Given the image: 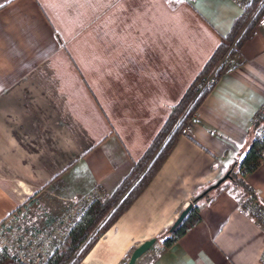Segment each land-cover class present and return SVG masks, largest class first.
<instances>
[{
    "label": "crops",
    "instance_id": "0c3cea01",
    "mask_svg": "<svg viewBox=\"0 0 264 264\" xmlns=\"http://www.w3.org/2000/svg\"><path fill=\"white\" fill-rule=\"evenodd\" d=\"M243 9L236 0H0V221L22 203L12 186H30L22 192L29 195L41 176L24 137L65 145L60 133L74 129L76 157L40 188L51 190L57 211L111 193ZM67 17L75 20L63 27ZM66 30L76 31V54ZM237 55L241 63L222 73L198 107L193 135L179 137L80 264H122L153 237L155 246L135 264L147 256V264H264V227L243 207L242 189L212 203L197 199L254 138L252 121L264 103V24ZM247 181L264 203V162ZM196 202L200 222L164 249L160 235Z\"/></svg>",
    "mask_w": 264,
    "mask_h": 264
},
{
    "label": "trees",
    "instance_id": "16d2710c",
    "mask_svg": "<svg viewBox=\"0 0 264 264\" xmlns=\"http://www.w3.org/2000/svg\"><path fill=\"white\" fill-rule=\"evenodd\" d=\"M242 11L231 23L232 26L228 33L222 35L221 41L212 56L196 74L197 76L190 85L186 87L187 89L178 99L179 101L171 105L161 128L142 155L134 160L130 172L122 178L111 193H106L103 197H100V194L94 195V198L85 202L80 215L74 220L61 244L54 246L41 264H80L100 237L128 210L151 182L181 137L183 128L191 120H194L203 98L215 85L211 84L200 90L198 87L200 82L212 72L229 49V55L238 54L243 43L256 34L260 25L259 21L264 15V0H250ZM252 122L254 138L245 154L230 169L229 177L222 180L219 185L209 187L197 199L212 203L219 194L229 190L230 186L234 185L246 193L247 198L245 200H256L264 209V203L258 197V193L247 181L248 176L264 162V112L260 111ZM242 205L245 206L244 203ZM21 206L19 204L6 218L2 219L0 225L4 224L7 218L13 216ZM199 211L200 205L196 202L188 211L185 219L172 232H170V226L160 235L159 238H162L164 249L172 246L190 228L200 222ZM0 264L31 263L21 261L2 247Z\"/></svg>",
    "mask_w": 264,
    "mask_h": 264
},
{
    "label": "rangeland",
    "instance_id": "374dc122",
    "mask_svg": "<svg viewBox=\"0 0 264 264\" xmlns=\"http://www.w3.org/2000/svg\"><path fill=\"white\" fill-rule=\"evenodd\" d=\"M73 19L75 20L74 17H70V18L67 17L65 19L66 20L65 22L68 21L69 23L67 22L63 27H66L68 25L71 26L72 25L71 21H73ZM69 33L71 34V36L68 37V39L74 40L73 43L71 44L72 47L71 50H73V52L76 54V31H69V32L67 30L64 31V35H69ZM58 34L63 39L61 33L58 32ZM227 52L229 53L230 49ZM69 55H71L70 52ZM52 113H54V116L52 118L55 119V116L56 118L58 117L56 114H59V111H51L50 114ZM19 117L20 116L18 115V118ZM52 129L54 130V132H56L57 127L55 128L53 124ZM60 134H63L62 137L65 140V145L48 143V140L46 139L45 140L47 142L45 140H40L39 138L37 139L35 138L31 140L30 137L27 138L24 137V140L22 142L29 148V151L31 150L32 153L31 156L33 157V159L37 163H41V167L43 168L41 169L42 172L39 173L41 174L39 179H35L34 180L35 183L31 185V187L34 190L31 194L29 195L22 194L23 191H29L28 189L30 188V186L26 184L12 186L14 188L13 190L14 192H12L13 195L16 198L23 197L22 203H20L22 205L21 208L18 211H16V213L13 215L14 216L13 228L16 231H21V232L31 231L32 233L35 232L40 233L39 235L41 236L40 237L41 243L37 246H39L38 248L41 250L42 253L44 252L45 248H42L41 246L47 243H49L48 245L51 246V248H53L57 244H61L67 232L69 231V228L73 224L74 220H76V218L80 215L83 209L82 206L85 204V202L88 201V199L94 198V196H88L85 198L83 197L74 202H67L64 205H59L61 209L60 211H57L54 206L56 203L53 202L55 200V197L52 196L53 194H50L51 190L49 188L40 190V188H43L45 184L48 182L47 180L48 178L49 180H51L55 177V176L51 177V175H53L54 173L59 174L61 170H63V168L76 157V153L72 151V148L76 147V138L74 140V135H75L74 129L72 130V128H65L63 129V132ZM59 148H63L65 151H63V156H58L57 159H55L52 156L53 155L52 149L58 150ZM32 170L37 171L36 169H32ZM30 177L31 178L33 177L32 173ZM231 188L235 189L237 188V186L231 185L229 189ZM104 194L106 193L103 192L100 195L103 197ZM48 200H52V201H48ZM245 201L246 200H244L242 204L245 203ZM161 239L162 238H159V240ZM1 243L2 240L0 239V250L2 248ZM161 243H163V241L159 242V244ZM130 255L128 252L126 256L122 257L121 263L122 264L126 263ZM151 259H152L151 256H147L144 258V260L140 262V264H147Z\"/></svg>",
    "mask_w": 264,
    "mask_h": 264
},
{
    "label": "built area",
    "instance_id": "2783aa9c",
    "mask_svg": "<svg viewBox=\"0 0 264 264\" xmlns=\"http://www.w3.org/2000/svg\"><path fill=\"white\" fill-rule=\"evenodd\" d=\"M241 3L244 7L250 2V0H236ZM260 24H264V15L260 19ZM241 63V59L237 54L229 55L227 52L222 59L218 62L215 68L212 70L209 75L203 79L200 84V90L204 89L205 86L216 84L222 73L234 70ZM262 112H264V103L261 108ZM192 120L189 124H187L183 130L182 135L190 137L193 135L192 133ZM100 197H102L100 195ZM91 200V199H88ZM247 210H249L261 224L264 226V209L256 200H246L244 203ZM14 226V216H11L5 220V223L0 225V239L2 240V247L6 248L9 253L14 254L21 261L28 262L31 264H41L43 260H45L48 254L53 250L51 246L47 244L41 246L44 249L42 253L38 248L41 240L40 233H32L30 232H21L16 231L13 228ZM58 245V244H57ZM163 246V243H161ZM263 263H264V255H263Z\"/></svg>",
    "mask_w": 264,
    "mask_h": 264
},
{
    "label": "water",
    "instance_id": "95a60500",
    "mask_svg": "<svg viewBox=\"0 0 264 264\" xmlns=\"http://www.w3.org/2000/svg\"><path fill=\"white\" fill-rule=\"evenodd\" d=\"M229 172H227V174L213 186L219 185L222 180H224L227 177H229V175H230ZM192 207H193V205H192V203H190L183 211H181L180 215L178 216V218L176 219L174 224H172V226L170 228V232H172L176 228V226H178V224L181 223L185 219L186 215L188 214V211L191 210ZM156 241H157V238L153 237L151 239L143 241L138 246H136L134 248V250L132 251V253H131L130 257H129V260L127 261L126 264H135L136 261L144 253H146L155 244Z\"/></svg>",
    "mask_w": 264,
    "mask_h": 264
}]
</instances>
